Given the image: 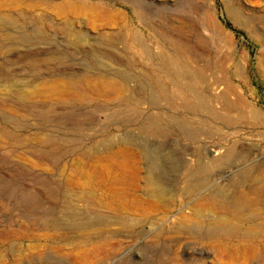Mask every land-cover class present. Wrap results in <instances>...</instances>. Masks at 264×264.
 Returning a JSON list of instances; mask_svg holds the SVG:
<instances>
[{
    "label": "rangeland",
    "instance_id": "374dc122",
    "mask_svg": "<svg viewBox=\"0 0 264 264\" xmlns=\"http://www.w3.org/2000/svg\"><path fill=\"white\" fill-rule=\"evenodd\" d=\"M82 77L87 91L43 90ZM114 161L128 167V198L95 188L92 215L137 224L86 243L60 210L81 205L89 167ZM204 164L214 172L197 176L211 179L193 188L181 167ZM263 166L264 0H0V264H264V237L196 228L212 211L264 230V202L256 216L215 211L247 194L244 172L264 189Z\"/></svg>",
    "mask_w": 264,
    "mask_h": 264
},
{
    "label": "bare ground",
    "instance_id": "6f19581e",
    "mask_svg": "<svg viewBox=\"0 0 264 264\" xmlns=\"http://www.w3.org/2000/svg\"><path fill=\"white\" fill-rule=\"evenodd\" d=\"M88 88H89V84H88L87 78L82 77V78L77 79V80L72 79L68 84H65V85H62V83L59 80H52V81L50 80V82H48V84H45L44 85L43 90H44L45 94H47V95H52L53 93L54 94L56 93L60 97H63L65 95H67V94H72V92H74L75 90L87 91ZM230 91H231V88H230ZM232 93H234V92H232ZM28 97L29 96H25V98L22 97V99H26ZM226 105H227L228 108H230V106H231V104H230V102L228 100L226 102ZM47 140L48 141L50 140V142H51V139H47ZM72 143H74V142H66L65 144H61V146L65 147L69 151L70 150L72 151L74 149V146L71 145ZM47 145H50V146H60V144H58L56 141H54V142H52L50 144H47ZM121 163H123V161ZM137 164L138 163H136V165ZM126 165H127V162H126ZM232 167H233L232 170L235 169V171H238L240 165H237V164L234 163L232 165ZM134 168H136V166ZM186 168L189 171L188 173L193 174V176H191V179H190L191 182H192V184H193V188H199L201 185H203L205 182L210 181V179H211L210 176H206V175L197 176L198 173H204V172H210V171L214 172V170L210 169V166L205 165V164L204 165H196V166H194V168L191 167L192 169L184 166V167H181V170H183V169L187 170ZM263 169H264V166H263ZM153 170L156 172V168H153ZM127 171H128V167L127 166H120L119 163H115V161L113 163H110V164L107 163V165H103V164L102 165H92L91 167H89V169L86 171L87 174H85V180H83V184L80 183V184H82V186H79L80 188H83V190H85V193L82 192L83 193V194L81 193L82 196L80 198H78L79 199L78 202H80L81 205L74 204V203H69V202H68V205H62L63 209H61L60 211H65V212L68 211V213H71V212L73 213V214H71V217L72 218L71 217L68 218V219L66 218L67 220H65V223H63V224H66L65 227L67 229H70L72 233H75L76 236H81L82 238H84V241L86 243H89V242L94 241L98 237V233L101 231V229H104L106 227L105 225L111 226V224H112V225H118V226L121 225L122 226V224H124V222H126V224H129L131 222H133L134 224H137V221L127 219L126 217H118L116 220L109 222L108 220H106L105 216L97 215V214L92 215V212H91V210L92 211L93 210L94 211H97V209H98V207L96 205L92 204V202L101 199V197H96V196H94L91 193V191L93 189H95V188L101 190L102 191V196L103 197H106L107 199L108 198H112V199L115 198V200L117 202H118V200L121 202V199L126 198L124 195H127V192H128V190L130 191V189H128V187H125L124 186V184H123L124 183V179L121 176L124 173H127ZM220 171H221V169L217 170L216 172L219 173ZM262 171H264V170H262ZM137 172H140V171H137ZM137 172H136V174H137ZM229 174H230V172H229ZM242 174H243L242 175V179L239 180L240 179L239 178V179L236 180V182H237V185L242 184V185H244V186L247 187V189H248L247 194L246 193L242 194L243 192L241 193L240 191L239 192H236L235 191L232 194L231 193L228 194L227 197L225 196V202H224V204H221L222 206L219 205L217 207V209H215V211L217 210L219 212L221 210L223 212V210H224L225 213L227 212L229 214L228 217H230V218L234 217V218H237V219L244 212H246V213L247 212L248 213H252L253 212L252 215H254V216L258 215L255 212L254 206H255V204L257 205V204H260V202L261 203L264 202L263 201L264 189H261L259 186L258 187H253L254 186V183L252 184V182H251V175H250L249 172L248 173L247 172H244ZM223 178H225V177L222 176L221 177V180ZM131 179H133V177H131ZM74 182H75L74 184L71 183V182L70 183L73 184V186L78 185V182H76V181H74ZM134 185L136 187L135 182H134ZM138 187H140V186H138ZM261 187H263V186H261ZM59 189H61V185L60 184L57 185L56 190L59 191ZM234 189H236L235 186H234ZM67 192H69V191H67ZM77 192H79V191H77ZM148 192L147 191H143L142 194L145 195V196H147V197L148 196H151V198L152 197L153 198L154 197H157L158 198V197H160V196H162V195L165 194V191L162 190L161 187L158 188L156 190V193H154V194H152V193L149 194ZM118 195H120V196H118ZM143 195L140 197L141 198V201L142 200L144 201L145 199L147 200L148 199L147 197L146 198H142V197H145ZM132 196L134 198V196H138V195H133V192H132L131 193V197ZM249 196H250V199H248ZM69 198H71V197H69ZM133 200H135V202L138 201L136 198H134ZM108 201H110V200H108ZM123 201H125V199ZM111 203H112V201H111ZM132 203L130 202V204H132ZM138 203H140V202L138 201ZM113 204H114V202H113ZM130 204L128 203V205H130ZM150 204H152V203H150ZM212 204H214V203H212ZM133 205H135V204H132V206ZM83 207H85V209H86L84 211V213H82V211H81V209H83ZM120 207H123V206H120ZM116 208H117V206H116ZM125 210L128 211L127 209H125ZM211 212L208 215V217H204L203 218L204 220L202 221L203 222L202 225H200V224L199 225H196V228L198 229V226H199L200 227L199 228L200 232H203L204 236L207 237V238H216V237L226 236V234H228V233H230L229 235L230 236H233V237H246V238H252V239H255L257 237H264V230H262V231H256V232L251 231L249 229L248 230H244V228L240 227L239 225H233V224L231 225V222L232 221H230L231 219H229V218H228L229 220L228 219L226 220L227 221V224H225L224 222H222L223 220H221V218L220 219H217V220L215 218H213L214 215L211 214ZM136 213H137V211H136ZM66 217H68V216H66ZM213 219H215V220H214V222L211 223L210 220H213ZM42 224L44 226L45 225L46 226L49 225V227L54 228V229L55 228L58 229L59 227L63 226V224L60 221H58V220L57 221L54 220V222L51 223V224H47V223H44L42 221ZM101 226H105V227L104 228H101ZM65 234H66V232H65ZM17 235H19V233ZM171 258H170V260H171Z\"/></svg>",
    "mask_w": 264,
    "mask_h": 264
}]
</instances>
